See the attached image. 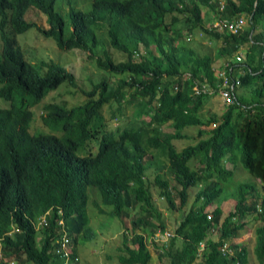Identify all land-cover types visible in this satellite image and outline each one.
<instances>
[{
  "label": "trees",
  "instance_id": "1",
  "mask_svg": "<svg viewBox=\"0 0 264 264\" xmlns=\"http://www.w3.org/2000/svg\"><path fill=\"white\" fill-rule=\"evenodd\" d=\"M54 2L0 0V35L6 29L29 28L51 34L59 47L80 49L78 54L86 56L101 78L86 89L64 66L31 62L26 45L22 48L13 40V46L2 35L0 97L37 103L67 82V93L75 97L80 91L84 99L71 107L66 101H45L42 120L47 130L39 127L34 133L28 132L32 114L22 99L0 108V264H62L53 240L58 208L73 236L75 257L79 237L89 230L87 184L99 188L115 216L141 210L132 216L131 237L122 233L118 260L149 264L151 252L143 232H153V219H160V212L148 174L170 209L177 207L175 199L179 208L186 206L192 187L198 186L195 201L201 200L183 211L174 235L161 244L159 258L167 260L162 264H249V248L233 238L247 232L252 215L262 221L254 228L253 250L264 264V196L253 181L235 182L233 170L226 168V162L240 159L264 186V0H226L224 9L218 0H94L97 11L91 20L70 10L73 30L66 39L52 33L65 25ZM36 11L45 15L49 28L35 21ZM241 14L247 24L238 33L212 27L219 18ZM197 32L214 47L203 53L190 47L187 42ZM110 49L124 53V58L115 60ZM240 51L244 58L238 62ZM224 62L232 63V79L237 81L232 91L231 80L224 84L219 74ZM225 76L231 78L229 72ZM221 90L231 91L230 101L223 99ZM217 95L225 105L222 113L203 114L205 103ZM132 101L137 121L104 132L94 156L78 157L77 148L96 136L91 119L105 120L104 104L115 105L121 113L123 102ZM186 127L197 128V139L177 148L174 139L190 136ZM256 128L262 131L256 134ZM80 164L89 167L96 182L69 187V170ZM230 186L234 190L228 193ZM224 193L235 205L221 219L218 201ZM211 204L216 206L209 210ZM47 210L50 223L38 232V217ZM158 226L166 227L162 219ZM212 229L218 230L216 240ZM224 241L232 242L231 254L218 250ZM199 242L205 244L200 254Z\"/></svg>",
  "mask_w": 264,
  "mask_h": 264
},
{
  "label": "rangeland",
  "instance_id": "2",
  "mask_svg": "<svg viewBox=\"0 0 264 264\" xmlns=\"http://www.w3.org/2000/svg\"><path fill=\"white\" fill-rule=\"evenodd\" d=\"M90 7H91V0H56L55 3V9L61 12V14L63 15L66 26L69 25V15H68L69 8L79 9L87 12L90 10ZM34 19L38 24L41 25L42 24L44 25L46 21V18L38 11H36ZM17 41L22 48L24 45H26L25 48L27 50V57L29 60H31V62H37L40 59H43L58 63L59 65L64 66L65 68L73 72L78 83L80 84L82 83L81 85H83V87H86V89H90L92 85H94V83H97L99 78H101L100 76L97 77L96 68L92 65V63H90L88 60L85 59L86 56L78 54V51L80 49L77 48L70 50L60 49L57 47L51 36H44L40 33H36L34 28H30L24 33L19 34L17 37ZM187 44L190 47L195 48L199 53H203L204 51H208L209 48L214 47V44L206 43L203 40H201V38L199 37L194 38L191 41H188ZM141 50H143L142 47ZM110 52L112 53L113 58L115 60L122 59L125 56L124 53H121L119 51L116 52L115 49H110ZM240 52L243 55V51ZM77 54L79 58H77L76 56ZM68 62H70L69 66H68ZM110 79L113 80L114 77L111 76ZM66 86H68L67 82L60 84L56 89L51 90L46 96H44L40 102H38L37 104L31 107V108L36 107L34 109V118L30 127V130L32 132L37 131V128L39 127H44V129L47 130V127L42 120V114H41V111L43 109V104H41L42 102H45L47 100L49 101L50 99H54L56 102L66 101L67 106L71 107L75 105L77 102H81L84 99V95L80 91L77 92L78 96L77 95L75 97L70 96V94H68L64 88ZM130 91H133V89L130 88ZM222 103L223 101L218 98V95L216 97L209 98L208 102L205 103L202 109V113L205 115H208L210 112H216L218 114H221L225 106ZM9 106H10V102L0 97V108H7ZM135 106L136 105L134 101L130 103L123 102L122 105L123 114L121 115L123 121L125 122L137 121L134 118ZM104 107H105L104 114L106 117H109L115 105H113L112 107H108V105H104ZM144 118L149 119L148 116H143V119ZM113 123H116L117 125V122H113ZM113 123H111L112 126H114ZM184 131L190 135L189 138H178L180 140H176V145L184 146L186 144L193 143V141L197 139V136L195 138L197 132L196 127H186ZM229 167L231 168L232 165L229 164ZM233 169L234 172L236 173L235 174L236 179L235 178L233 179L235 182H247L252 180L253 183L256 185V187L261 190L260 191L261 195L264 196V186L262 187V183L259 179L257 180L256 178H254L252 174L245 169L243 170L240 168H233ZM146 179L150 184V188L153 194V199L157 203V207L160 209L162 213L161 218L165 222L166 228H168L171 231L174 229V227L177 226L178 222L181 220L183 211H185L191 204L197 207L201 203V200L195 201L194 199L195 194L198 190V186H197L189 189V193H188L189 197L186 206L179 208L178 207L179 200L175 199V204L177 207L170 209L166 205L164 200L158 197V189L154 185V180L151 177V175L148 174ZM233 190H234L233 186L227 188L228 193L232 192ZM87 192H88L87 212L90 218L89 230H87L84 236H80L77 242V248L81 256L80 263L81 264H120L118 260V253H119L118 248L119 246H122V242H123L122 233L127 232L126 233L128 235L127 238L131 237L132 230H131L130 222L132 216L134 215L135 212L141 213V210L135 209L127 212V214L123 215L122 217H118L115 216L114 214L108 213V211L111 210L112 207L109 205H104L101 202L100 193L97 188L89 186ZM226 194L225 193L224 195L222 194L220 197L221 199L219 198L220 201H218L220 207L223 208V213H222L223 215L221 219H223L224 216L228 214L230 210H233L235 205V199L233 197L226 198L225 196ZM95 199H99L98 206L92 207L91 202L94 201ZM215 206H216L215 204H211L210 207L207 208L209 210H212ZM102 209L105 210V212H103ZM159 222L160 221L158 219L154 218L155 226L158 225ZM254 228L255 227H252L251 230H253ZM149 233L150 232L148 233L143 232V235H145L146 237L151 252V260L149 264H162L167 262L165 256H162V259L159 258V254H162L160 252L161 247H159L160 241L154 240L152 238L153 234L150 235ZM253 237L254 234L252 233L249 237H247L246 234H243L236 237V241L237 242L244 241V243L248 245L249 264H259L253 250V245H254Z\"/></svg>",
  "mask_w": 264,
  "mask_h": 264
},
{
  "label": "clouds",
  "instance_id": "3",
  "mask_svg": "<svg viewBox=\"0 0 264 264\" xmlns=\"http://www.w3.org/2000/svg\"><path fill=\"white\" fill-rule=\"evenodd\" d=\"M93 1L94 0H91V7H90V10L89 11H87V12H85V11H82V10H79V9H73V10H78V12H80L85 18H86V20H91V18H92V14L95 12V11H97V9H95L94 8V6H93ZM219 1V7H220V9H224V5H225V2H226V0H218ZM55 3H56V0H55V2H54V6H53V9H54V11L55 12H57L62 18H63V21H64V27H63V29H56L54 32H52L53 34H55V33H57V34H59L62 38H64V39H66V37L70 34V32L73 30V28H72V26H71V20H70V10H72V8H69L68 9V15H69V25L68 26H66V23H65V20H64V17H63V15L61 14V12H59V11H57L56 9H55ZM114 8H118V7H115V6H113ZM39 12V11H38ZM121 12V11H120ZM39 13H41V12H39ZM44 17H45V15L43 14V13H41ZM23 16V19L26 17V15H25V17H24V15H22ZM30 16H32V15H30ZM29 16V17H30ZM240 16H242L244 19H245V25L247 24V18L244 16V15H240ZM240 16H238V17H240ZM27 18V17H26ZM46 18V17H45ZM235 18V17H234ZM219 19H221V18H219ZM219 19H217V20H219ZM228 19V18H227ZM217 20H215V21H217ZM214 21V22H215ZM213 22V23H214ZM213 23H212V27L213 28H215L216 30H219V31H228V32H231V31H229V30H227V29H217L216 27H214L213 26ZM245 25L243 26V27H245ZM42 26L44 27V28H49V23L47 22V21H45V24L43 25L42 24ZM30 29V28H29ZM242 29H244V28H242ZM241 29V30H242ZM28 30V29H27ZM27 30H24V31H21V32H17V31H12V30H8V29H6L5 31H4V35H5V37L6 38H8V40H9V42L14 46V45H19V43H18V41H17V37H18V35L19 34H22V33H24L25 31H27ZM36 31V33H40V34H42L41 32H38L37 30H35ZM240 31V30H239ZM238 31V32H239ZM238 32H231V33H238ZM2 34V35H3ZM2 35H0V51H1V49H2V47H3V41H2ZM42 35H44V34H42ZM203 33L202 32H197L192 38L194 39V38H197V37H199V38H201V40H203ZM44 36H46V35H44ZM50 36L53 38V40H54V42H55V44L57 45V47L58 48H60V49H63V50H66V49H64V48H61V47H59L58 46V44H57V42H56V39L54 38V36L53 35H51L50 34ZM190 36H191V34H190ZM13 40L16 42V44L13 42ZM191 41V40H190ZM204 42H206V40H203ZM209 43H211V42H209ZM140 49H141V47H140ZM237 55H241L242 57L240 58V59H237L236 58V61H241L243 58H244V56L242 55V53H236V57H237ZM40 60H43V59H40ZM44 61H47L48 63L49 62H53V61H48V60H44ZM55 63V62H54ZM56 64H58V63H56ZM230 65H231V71H230V77L232 78V74H231V72H232V63H230ZM1 85V84H0ZM4 99V98H3ZM23 100L24 101V103H27L28 104V108H29V110L31 111V114H32V116H31V119H30V122H29V126H28V132L29 133H34V132H32L31 130H30V127H31V123H32V121H33V118H34V109L36 108V107H33V108H31L33 105H35V104H37V103H29V100H30V98H20V97H17V98H12L11 100H7V101H9L10 102V106L9 107H7V108H10L11 107V105H13V104H17L18 102H19V100ZM6 100V99H5ZM41 101V100H40ZM39 101V102H40ZM48 101V100H47ZM235 102V101H234ZM41 104H43V109H42V111H41V114L42 115H44L45 113H43V111H44V106H45V102H42ZM41 104H39V105H41ZM38 105V106H39ZM104 105H108V107H112L113 106V104H104ZM123 105V104H122ZM37 106V107H38ZM74 106V105H73ZM104 106H103V108H102V115H103V117H104V121L103 120H101V119H99L98 117H93L91 120H92V122L94 123V125H95V128H96V130H97V133H96V136H95V138H91L90 140H88L87 141V143H86V145L84 146V147H82V148H80V147H78L77 148V150H76V155L78 156V157H86V156H89V155H92V156H94L97 152H98V150H99V144H100V141H101V138H102V136H103V133L104 132H110V131H115L116 129V127H118V126H122V125H127V123H129V122H125V121H123L122 120V114H123V109L121 110V113H119L117 110H116V108L114 107V109L111 111V113L112 112H114V115H112L111 113H110V115H109V117H106L105 116V114H104ZM135 112V111H134ZM113 122H117V125H116V123H113ZM111 123H113L114 124V126H112V124ZM216 125V123H212L211 124V126H215ZM164 127H165V129H166V131H172V129L169 127V126H167V125H164ZM256 130V134H258L259 132H261L262 130H260V129H258V128H256L255 129ZM176 140H180V139H174L173 140V142L175 143V145H176ZM177 146V148H180V146L179 145H176ZM152 158V157H151ZM229 164H231L232 165V167L230 168L229 167ZM226 168H228V169H232L233 170V172H234V169L233 168H240V169H244L243 167H242V163H241V161H240V159H238L237 160V162L235 163V164H233L232 162H230V161H228V162H226ZM249 172V171H248ZM250 173V172H249ZM235 172H234V175H233V179L235 178L236 179V177H235ZM252 174V173H251ZM252 176L254 177V178H256L253 174H252ZM257 180H258V178H256ZM252 181V180H251ZM84 182H96V181H94L93 180V178L91 177V174H90V170H89V167L86 165V164H80V165H77V166H74V168H72V169H70L69 170V179H68V186L69 187H75V186H78V185H80V184H82V183H84ZM248 182V181H247ZM89 186H92V187H95V188H97L98 189V191H99V188L96 186V185H93V184H87L86 185V188H85V191H86V198H87V201H86V206H85V208H86V212H87V204H88V192H87V189H88V187ZM100 193V198H101V202L104 204V205H108L107 203H105L104 201H103V198H102V195H101V192H99ZM159 197V196H158ZM160 198V197H159ZM160 199H162V198H160ZM195 199V198H194ZM163 200V199H162ZM155 201V200H154ZM98 203H99V199H95L94 201H92L91 202V204H92V207L93 206H98ZM155 204H156V206H157V203L155 202ZM192 205V204H191ZM190 205V206H191ZM109 206H111V205H109ZM195 206V205H194ZM210 206V205H209ZM112 207V206H111ZM196 207V206H195ZM158 208V207H157ZM209 208V207H208ZM112 209H113V207H112ZM112 209L111 210H109L108 211V213L109 214H112ZM135 210V209H134ZM158 210H159V212H160V219H158L159 221H161V217H162V213H161V211H160V209L158 208ZM222 210H223V208H222ZM100 211V210H99ZM102 211L103 212H105V210H103L102 209ZM132 211V210H131ZM87 215H88V212H87ZM51 217V214H50V210H47V211H45L42 215H40L39 217H38V220H37V222H36V229H37V231L39 232V230H40V228H42V227H47L48 225H49V218ZM88 217H89V215H88ZM119 217V216H118ZM90 219V218H89ZM249 221V220H248ZM253 221L255 222V225L254 226H252V224H253ZM153 222H154V219H153ZM262 221H261V217H259V219L258 218H256L254 215H252V217H251V219H250V221L248 222V225L249 226H251V228L252 227H255L257 224H260ZM53 224H54V230H55V237L53 238V240H54V244H57V247L59 246V243H58V240L64 235V236H66L67 238H68V244H67V246H68V248H69V250H70V258H69V262H70V264H80V262H81V256H80V253L78 252V248H77V243H76V245H75V248H76V251H77V254H76V256L75 257H72L71 256V252L72 251H75V249H74V245L73 244H75V243H73V236L72 235H70V232L67 230V225H66V223H65V219L62 217V210L60 209V208H58V215H57V217L56 218H54V220H53ZM88 225H89V220H88ZM158 225H159V223H158ZM158 225H156V227L154 228V230H153V232H151V233H149L150 235L151 234H153V236H152V238L154 239V240H158V241H160V244H159V247L161 246V244L162 243H167L168 241H169V239L174 235V229L176 228V227H174V229L171 231V230H169L168 228H161V227H159ZM17 230V229H16ZM158 230H160V233L158 234V235H156V233H157V231ZM138 231V230H137ZM164 231H168L169 233H170V235L169 236H167L166 238H163L162 236H161V233L162 232H164ZM251 233L252 234H254V229L253 230H251ZM212 234H213V239L214 240H216L217 239V237H218V230L217 229H212ZM149 235V236H150ZM243 235V234H242ZM145 236V235H144ZM146 238V237H145ZM254 238V237H253ZM234 239V238H233ZM254 240V239H253ZM150 241V240H149ZM146 242H147V240H146ZM201 243L202 242H199V245H198V253L200 254V253H202L203 252V250L205 249V244L203 243V248H201ZM230 243H232L231 241H224L222 244H220L219 245V247H218V250L222 253V251H221V247L224 245V244H227V246L229 247V244ZM147 244H148V242H147ZM246 244V243H245ZM247 245V244H246ZM132 246V245H131ZM149 246V245H148ZM254 246V245H253ZM247 247H248V245H247ZM230 248V247H229ZM57 249V248H56ZM253 249H254V247H253ZM56 254H57V257L62 261V264H64V258L63 257H61L57 252H56ZM223 254V253H222ZM226 254H231V252L229 253H226ZM0 256H1V250H0ZM10 264H13L12 262L10 263ZM191 264H193V263H191Z\"/></svg>",
  "mask_w": 264,
  "mask_h": 264
},
{
  "label": "built area",
  "instance_id": "4",
  "mask_svg": "<svg viewBox=\"0 0 264 264\" xmlns=\"http://www.w3.org/2000/svg\"><path fill=\"white\" fill-rule=\"evenodd\" d=\"M245 25V19L240 16V17H235V18H232L231 20L230 19H227V18H222V19H219L217 21H215L213 23V26L216 27L217 29H227L231 32H238L239 30H241L243 28V26ZM242 56L241 55H237V59H240ZM221 66H223L222 68L219 69V74L220 75H223L224 76V84L227 83V81L230 79L231 82H230V90L232 91L233 89V86L235 83H237V81H233L232 78H228L226 77V73L229 72L230 74V71H231V65H229L227 62L223 63ZM195 90H196V93H197V89L195 87ZM231 91H228V90H221L220 91V94L221 96L223 97L224 100H227V101H230L231 100ZM160 233V230L157 231L156 235H158ZM170 233L168 231H164L161 233V236L163 238H166L167 236H169ZM58 243H59V246L57 247L56 249V252L64 258V264H70L69 262V258H70V250L67 246L68 244V238L66 236H62L59 240H58ZM201 248H203V243H201ZM221 251L223 254H226V253H230L231 252V249L227 246V244H224L222 247H221Z\"/></svg>",
  "mask_w": 264,
  "mask_h": 264
},
{
  "label": "crops",
  "instance_id": "5",
  "mask_svg": "<svg viewBox=\"0 0 264 264\" xmlns=\"http://www.w3.org/2000/svg\"><path fill=\"white\" fill-rule=\"evenodd\" d=\"M218 63H220V61H218ZM248 222L249 221H247V228H248V230H247V232L245 233L246 235H247V237H249L250 235H251V226H249L248 225ZM255 225V222L253 221V224H252V226H254ZM233 241H236V238L235 239H233ZM237 242V241H236ZM241 243H244V241H240ZM79 252V251H78ZM81 264V263H80Z\"/></svg>",
  "mask_w": 264,
  "mask_h": 264
}]
</instances>
